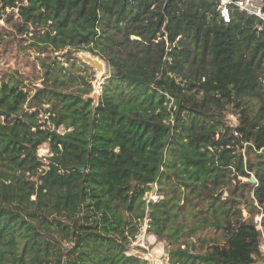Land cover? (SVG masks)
Listing matches in <instances>:
<instances>
[{
  "label": "trees",
  "instance_id": "16d2710c",
  "mask_svg": "<svg viewBox=\"0 0 264 264\" xmlns=\"http://www.w3.org/2000/svg\"><path fill=\"white\" fill-rule=\"evenodd\" d=\"M219 4L20 9L41 53L68 49L39 58L33 93L0 80V264H149L128 254L145 219L169 264L264 259V22L232 8L225 23ZM80 51L112 69L97 100Z\"/></svg>",
  "mask_w": 264,
  "mask_h": 264
},
{
  "label": "rangeland",
  "instance_id": "374dc122",
  "mask_svg": "<svg viewBox=\"0 0 264 264\" xmlns=\"http://www.w3.org/2000/svg\"><path fill=\"white\" fill-rule=\"evenodd\" d=\"M29 5L30 0L18 1V7L15 9H4L0 5L2 13V16L0 17V80H8L11 77H14L16 80L20 81L21 86L23 82L24 87L33 93L35 87H40L43 81V68L39 58L48 59L50 56V59L58 58L66 61V58H63V55L68 48L53 54H51V52L45 54L41 53L38 48L34 46L36 40L43 35L44 28L36 27L32 24L25 25V28H22L24 21L20 15V9L29 7ZM87 56L97 57L103 61L106 66L105 76L109 77L112 73V69L108 62L100 56H95L94 54L85 51H80L74 54V57L89 67L90 70L87 74L88 78L93 80L92 85L94 89L91 96L97 100L104 81L98 83L97 72L85 61V57ZM65 66L67 67L68 64L65 63ZM229 119L233 125L238 124L237 117L229 115ZM242 151L243 154H245L246 149H243ZM49 153L50 151L47 145H44L39 150V156L41 158L48 157ZM157 188L158 187L155 185L153 190L146 195L145 199L149 201L153 197H156ZM160 198L161 197H159V199ZM257 220L260 221L261 218L258 217ZM258 228L261 229V226L259 225ZM261 249L264 253V243L262 244ZM168 250V246L165 242L159 241L155 235L149 232V221L145 219L140 227L138 235L128 248V254L139 256L149 264H169ZM258 262L264 264V259L259 260Z\"/></svg>",
  "mask_w": 264,
  "mask_h": 264
},
{
  "label": "built area",
  "instance_id": "2783aa9c",
  "mask_svg": "<svg viewBox=\"0 0 264 264\" xmlns=\"http://www.w3.org/2000/svg\"><path fill=\"white\" fill-rule=\"evenodd\" d=\"M232 8L245 12L249 16L257 17L264 22V0H220L218 11L225 23H229L231 20ZM158 200L157 196L151 199L153 202Z\"/></svg>",
  "mask_w": 264,
  "mask_h": 264
},
{
  "label": "water",
  "instance_id": "95a60500",
  "mask_svg": "<svg viewBox=\"0 0 264 264\" xmlns=\"http://www.w3.org/2000/svg\"><path fill=\"white\" fill-rule=\"evenodd\" d=\"M85 61H86V63L89 66H91L97 72V74H98V83H100V81H104L105 82L109 78L108 76H105V74H106V66H105V64L103 63V61L101 59H99L97 57L95 58V57H92V56H87V57H85ZM250 182L255 184L257 181H256L255 178H251ZM64 264H67V263L64 262ZM255 264H262V263L261 262H257Z\"/></svg>",
  "mask_w": 264,
  "mask_h": 264
},
{
  "label": "bare ground",
  "instance_id": "6f19581e",
  "mask_svg": "<svg viewBox=\"0 0 264 264\" xmlns=\"http://www.w3.org/2000/svg\"><path fill=\"white\" fill-rule=\"evenodd\" d=\"M162 262V261H161Z\"/></svg>",
  "mask_w": 264,
  "mask_h": 264
}]
</instances>
